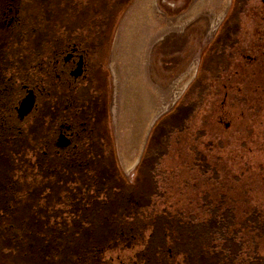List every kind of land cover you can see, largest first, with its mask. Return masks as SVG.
I'll list each match as a JSON object with an SVG mask.
<instances>
[{
    "label": "rangeland",
    "instance_id": "1",
    "mask_svg": "<svg viewBox=\"0 0 264 264\" xmlns=\"http://www.w3.org/2000/svg\"><path fill=\"white\" fill-rule=\"evenodd\" d=\"M48 1H24L23 14L30 24L45 16ZM231 2L131 0L108 46L111 149L123 176L133 180L145 151L163 146L149 170L154 195L144 206L154 210L157 203L168 215L157 218V232L148 241L170 240L175 256L185 264H264V20L257 25L251 15V7L261 0L240 1L246 9L239 12L236 41L230 47V52L242 50L253 61L239 57L240 68L238 53L226 54L202 69L204 53ZM25 44L6 50L15 72H24L26 61L36 58ZM0 53L6 54L2 49ZM223 77L227 87L219 85ZM186 96L189 112L174 123L167 121L161 141L155 142L158 123ZM224 98L228 108L235 109L227 129L215 118ZM199 161H204L203 168L195 163ZM54 187L52 198L43 191L32 207L43 209L34 220L42 236L50 233L48 224H54L52 206L71 202V190ZM58 194L63 197L60 205ZM96 234L103 237V232ZM16 251L9 242L3 244L0 261L17 264L21 255Z\"/></svg>",
    "mask_w": 264,
    "mask_h": 264
},
{
    "label": "flooded vegetation",
    "instance_id": "2",
    "mask_svg": "<svg viewBox=\"0 0 264 264\" xmlns=\"http://www.w3.org/2000/svg\"><path fill=\"white\" fill-rule=\"evenodd\" d=\"M24 1L0 0V50L6 53L11 45L26 43L36 53L24 72L11 70L7 53H0V247L9 242L18 250L17 264H185L170 240L148 241L157 232V218L168 215L157 203L154 210L144 206L154 195L149 170L163 146L145 151L133 180L123 176L110 146L108 46L131 0H51L50 7L44 6L45 16L31 24L23 14ZM240 1L232 0L204 53L202 69L213 66L216 57L220 61L238 53L230 47L236 41L239 12L246 9ZM251 15L257 25L264 20V0L251 7ZM239 57L253 61L241 50L236 63L240 68ZM219 85L227 87L225 77ZM30 98L33 108L21 115L22 104ZM187 98H180L158 123L155 142L161 141L167 121L174 123L189 112ZM220 103L215 118L227 129L235 109L228 108L226 99ZM195 163L204 166V161ZM54 185L71 190V202L52 206L54 224L42 236L33 213L43 209L32 207L43 191L52 198ZM62 200L58 194V205Z\"/></svg>",
    "mask_w": 264,
    "mask_h": 264
},
{
    "label": "water",
    "instance_id": "3",
    "mask_svg": "<svg viewBox=\"0 0 264 264\" xmlns=\"http://www.w3.org/2000/svg\"><path fill=\"white\" fill-rule=\"evenodd\" d=\"M33 105H34V102L32 98L25 100L20 109L22 113L21 115L31 111V109L33 108Z\"/></svg>",
    "mask_w": 264,
    "mask_h": 264
},
{
    "label": "trees",
    "instance_id": "4",
    "mask_svg": "<svg viewBox=\"0 0 264 264\" xmlns=\"http://www.w3.org/2000/svg\"><path fill=\"white\" fill-rule=\"evenodd\" d=\"M34 214H35V215H34V216H35L34 220H35V219H36V217H37V215H36V213H34ZM38 214H39V213H38ZM34 222L36 223V221H34Z\"/></svg>",
    "mask_w": 264,
    "mask_h": 264
},
{
    "label": "bare ground",
    "instance_id": "5",
    "mask_svg": "<svg viewBox=\"0 0 264 264\" xmlns=\"http://www.w3.org/2000/svg\"><path fill=\"white\" fill-rule=\"evenodd\" d=\"M219 1V0H218ZM215 4V3H214Z\"/></svg>",
    "mask_w": 264,
    "mask_h": 264
}]
</instances>
